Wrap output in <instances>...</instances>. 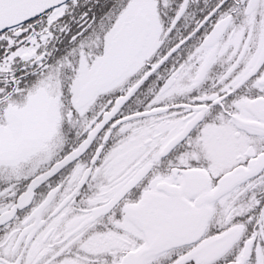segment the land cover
Wrapping results in <instances>:
<instances>
[{"label": "snow or ice", "instance_id": "obj_1", "mask_svg": "<svg viewBox=\"0 0 264 264\" xmlns=\"http://www.w3.org/2000/svg\"><path fill=\"white\" fill-rule=\"evenodd\" d=\"M0 264H264V0H0Z\"/></svg>", "mask_w": 264, "mask_h": 264}]
</instances>
